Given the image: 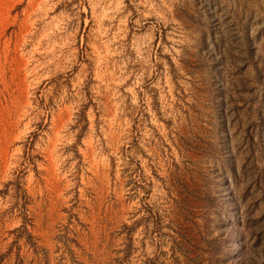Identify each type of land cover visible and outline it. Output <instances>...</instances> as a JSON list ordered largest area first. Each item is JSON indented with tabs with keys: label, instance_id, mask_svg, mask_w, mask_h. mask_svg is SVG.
I'll return each mask as SVG.
<instances>
[{
	"label": "rangeland",
	"instance_id": "obj_1",
	"mask_svg": "<svg viewBox=\"0 0 264 264\" xmlns=\"http://www.w3.org/2000/svg\"><path fill=\"white\" fill-rule=\"evenodd\" d=\"M0 264H264V0H0Z\"/></svg>",
	"mask_w": 264,
	"mask_h": 264
}]
</instances>
